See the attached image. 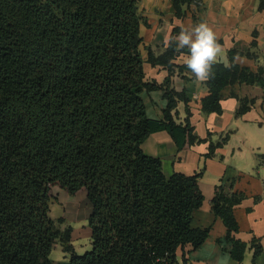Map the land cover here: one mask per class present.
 <instances>
[{"label":"trees","instance_id":"1","mask_svg":"<svg viewBox=\"0 0 264 264\" xmlns=\"http://www.w3.org/2000/svg\"><path fill=\"white\" fill-rule=\"evenodd\" d=\"M203 0H172L175 16ZM263 8V3L261 4ZM147 25L138 0H0V264H53L60 243L68 264H190L177 252L200 248L210 228H192L193 213L204 196L203 171L167 178L161 159L147 156L148 137L166 131L179 150L209 142L206 158L230 138L217 143L196 136L189 98L177 92L171 77L190 73L176 60L184 52L167 44L155 54L142 53ZM179 32L174 28L171 38ZM254 32L252 48L257 47ZM186 52V49L184 50ZM256 58L251 50L232 49V58ZM169 71L163 84L146 82L144 63ZM205 82L209 93L202 111L221 115V91L233 85L262 84L256 72L236 65L214 66ZM163 90L168 104L161 120L146 114L144 91ZM238 98V97H237ZM237 117L254 100L240 99ZM179 102L187 107L186 124H178ZM234 182L216 187L211 209L227 228L231 256L241 264L248 244L239 238L234 208L246 197ZM70 195L82 189L92 210L88 218L91 250L78 254L72 227L51 217L52 189ZM253 264L262 246L253 240Z\"/></svg>","mask_w":264,"mask_h":264},{"label":"crops","instance_id":"2","mask_svg":"<svg viewBox=\"0 0 264 264\" xmlns=\"http://www.w3.org/2000/svg\"><path fill=\"white\" fill-rule=\"evenodd\" d=\"M145 6L143 17L147 25L142 27L145 60L148 48L157 55L163 52L174 28L180 31L196 23L207 22L223 49L220 62L229 63L228 52L232 49L251 50L256 58L243 56L247 63L242 67H249L254 72L264 68V0H203L200 7L192 5L187 8L184 19L175 16L172 0H146ZM254 32L257 33L256 48L251 46ZM176 64H184L183 55L178 57ZM144 72L146 82L157 84H163L169 76L164 66H153L147 62L144 63ZM186 76L188 79L175 70L171 79L173 88L177 92H185L189 98L190 122L196 136L207 139L211 133L213 143L228 133L230 138L211 158L205 157L209 152V142L179 150L166 131L151 134L142 145L147 156L161 159L167 178L175 173L191 176L203 171L199 186L204 202L193 213L192 228H210V235L196 250L191 251L189 245L180 248L178 260L182 262L186 257L190 264H238L231 256L232 244L226 241L227 228L211 209L216 187L225 181L234 182V190L246 194L234 208L240 228L237 238L248 244L241 264H253L254 239L262 246L255 264H264V79L262 84L225 87L221 91L223 113L217 115L202 111V100L209 93L206 83L195 80L191 73H186ZM141 96L148 118L161 120L168 104L164 91L145 90ZM237 97L254 100L250 110L241 117L236 116L240 107ZM175 119L178 124H186L187 107L184 102L178 103Z\"/></svg>","mask_w":264,"mask_h":264},{"label":"clouds","instance_id":"3","mask_svg":"<svg viewBox=\"0 0 264 264\" xmlns=\"http://www.w3.org/2000/svg\"><path fill=\"white\" fill-rule=\"evenodd\" d=\"M218 40L217 34L207 22H199L182 28L178 35L169 40V44L174 43L177 50L184 52V65L195 80L207 82L214 78V66L220 63L223 52ZM246 63V57L237 53L232 58V63H225L224 67L244 66Z\"/></svg>","mask_w":264,"mask_h":264},{"label":"rangeland","instance_id":"4","mask_svg":"<svg viewBox=\"0 0 264 264\" xmlns=\"http://www.w3.org/2000/svg\"><path fill=\"white\" fill-rule=\"evenodd\" d=\"M138 1L143 15L147 7L145 6L146 0ZM52 193L54 199L51 204V217L56 221L60 218L64 219L63 223L58 224L61 230L72 227V244L76 252L84 254L91 250V229L88 226V218L92 207L87 198L86 190L82 189L75 195H70L56 186L52 189ZM68 259H70V254L65 252L60 243H56L51 253L52 263L68 264Z\"/></svg>","mask_w":264,"mask_h":264}]
</instances>
